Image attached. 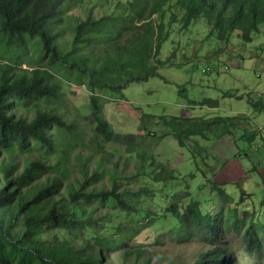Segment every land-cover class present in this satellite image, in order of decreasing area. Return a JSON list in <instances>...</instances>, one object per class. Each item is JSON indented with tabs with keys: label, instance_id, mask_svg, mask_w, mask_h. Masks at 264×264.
Segmentation results:
<instances>
[{
	"label": "trees",
	"instance_id": "16d2710c",
	"mask_svg": "<svg viewBox=\"0 0 264 264\" xmlns=\"http://www.w3.org/2000/svg\"><path fill=\"white\" fill-rule=\"evenodd\" d=\"M113 2L115 7L108 14L95 18L88 12L86 19L69 27L72 40L68 48L67 41H61L66 33L63 16L80 0H0L3 53L10 50L14 58L12 63H0V264H241L231 245L219 243L231 230L241 235L242 253L264 254V200L258 211H246L241 195L234 201L223 186L212 182L211 189L218 192L220 206L227 211L206 213L193 199L179 208L190 196L186 190L172 193L166 208L153 211L138 201L152 195L146 185L117 188L112 178L109 189L100 183L103 174H90L80 161L81 176H72L75 169L70 168L69 148L77 143H68L66 136L75 138L76 123L57 104L63 93L62 78L68 83L71 78L79 81L90 92L95 139L111 141L114 132L100 115L101 98L96 92L105 84L112 85V80L117 89L128 81L156 75L154 63L161 62L154 61V56L167 38L165 13L169 14L167 26L179 21L186 28L205 19L209 32L215 31L223 43L234 30L245 42L264 24V0ZM153 16L160 17L158 22ZM36 36L41 38L44 65L20 60L28 41ZM123 74H128L125 80ZM253 106L264 110L258 102ZM211 127L212 122L195 123L174 136L178 146L185 147L187 136L204 139ZM56 133H61L59 140ZM136 177L139 174L125 179L129 182ZM169 179L175 177L165 167L153 176L155 181ZM108 200L124 216L115 225L105 210ZM239 207L244 208L242 217ZM167 215L175 218L172 232H159L158 238L141 241L138 235ZM45 232L60 241L43 242L40 236ZM190 236L210 247L188 260L170 255L169 240L184 244Z\"/></svg>",
	"mask_w": 264,
	"mask_h": 264
},
{
	"label": "rangeland",
	"instance_id": "374dc122",
	"mask_svg": "<svg viewBox=\"0 0 264 264\" xmlns=\"http://www.w3.org/2000/svg\"><path fill=\"white\" fill-rule=\"evenodd\" d=\"M113 7V0H80L79 4L72 5L63 16L66 33L61 41H67L69 48L70 26L86 19L88 12L100 18ZM164 9L169 10L168 6ZM171 11L177 13L174 9ZM159 18L153 21L158 22ZM162 18L167 38L154 56V61L161 62L154 63L156 75L128 81L117 89L113 88L115 81L112 80V85L105 84L103 90L96 92L101 98L100 115L114 132L111 141L95 139L88 89L72 78L69 83L62 78L63 93L57 104L67 119L76 123L75 138L66 136L68 143H77L69 148L70 168L75 169L72 176H81L80 161L90 174H103L100 183L109 189L112 178H116L117 188L146 185L152 195L139 197L141 207L161 210L172 202V193L186 190L190 196L181 201L179 208L193 199L206 213L215 215L227 210L220 206L222 199L218 192L211 189L213 182L223 186L234 201L241 195L246 211H258L264 200V110L255 109L253 104L264 105V24L250 41L243 42L234 30L229 33L228 42L223 43L215 31L209 32L205 19L184 28L179 21L167 26L168 13ZM4 36L0 33V63H12V52L3 53ZM42 55L41 38L36 36L28 41L20 60L34 66L44 65ZM26 63L24 68H28ZM127 75L123 74L122 79ZM203 100L207 105H201ZM184 118L190 119L184 121ZM171 119L175 121L169 122ZM202 122H212L204 139L187 136L185 147H179L174 134ZM60 136L61 133H56L55 138L59 140ZM162 167L175 179L153 180ZM135 174L139 177L127 182L129 179L125 178ZM106 205L111 224L124 219L112 200ZM242 207L238 208L241 217ZM173 222L175 218L167 215L138 237L142 236L143 242L156 239L159 232H172ZM53 237L52 232L40 236L43 242L60 241ZM241 240V235L231 230L221 236L219 243L231 245L229 248L241 264H263L264 254L242 253ZM168 247L174 258L188 260L210 245L205 246L200 238L190 236L184 244L169 240ZM20 259L21 256L17 262Z\"/></svg>",
	"mask_w": 264,
	"mask_h": 264
},
{
	"label": "clouds",
	"instance_id": "9594fccd",
	"mask_svg": "<svg viewBox=\"0 0 264 264\" xmlns=\"http://www.w3.org/2000/svg\"><path fill=\"white\" fill-rule=\"evenodd\" d=\"M238 152H239V151H238ZM238 154H239V153H238ZM238 154H237V155H238ZM237 155H235V156H234V157L236 158V160H237V158H238V156H237Z\"/></svg>",
	"mask_w": 264,
	"mask_h": 264
},
{
	"label": "crops",
	"instance_id": "0c3cea01",
	"mask_svg": "<svg viewBox=\"0 0 264 264\" xmlns=\"http://www.w3.org/2000/svg\"><path fill=\"white\" fill-rule=\"evenodd\" d=\"M234 157V156H233ZM236 159V158H235ZM239 167H241V165H239ZM241 170H242V167H241Z\"/></svg>",
	"mask_w": 264,
	"mask_h": 264
}]
</instances>
